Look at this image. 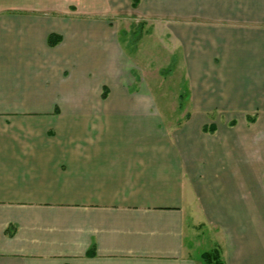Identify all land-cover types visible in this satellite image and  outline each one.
Here are the masks:
<instances>
[{
    "label": "crops",
    "instance_id": "obj_1",
    "mask_svg": "<svg viewBox=\"0 0 264 264\" xmlns=\"http://www.w3.org/2000/svg\"><path fill=\"white\" fill-rule=\"evenodd\" d=\"M127 7L192 112L105 75L101 17ZM205 226L224 264H264V0H0V264H202Z\"/></svg>",
    "mask_w": 264,
    "mask_h": 264
},
{
    "label": "rangeland",
    "instance_id": "obj_2",
    "mask_svg": "<svg viewBox=\"0 0 264 264\" xmlns=\"http://www.w3.org/2000/svg\"><path fill=\"white\" fill-rule=\"evenodd\" d=\"M146 14L127 7L120 8L115 14L101 17L107 20L108 29L113 34L110 37L113 41L109 48L114 44L115 48L120 50L116 54L109 51L108 55L103 57L105 75L110 77L118 74L117 77L124 82L132 83L128 86L130 92L136 88L140 90L139 93H151L156 96L160 101L157 105L162 107L166 117H174L186 110L192 112L194 107L191 99L192 90L189 87H181L184 72L179 70L177 63L174 64L173 48L171 44L164 42L162 24L160 25L157 22L159 20L155 18H146ZM120 89L124 91V85L120 86ZM117 90L114 93H117ZM181 93L182 99L179 98ZM240 104L242 103H225L227 106L235 107ZM227 110H223L224 117ZM218 111L214 110L207 114L212 116L218 114ZM174 121L178 119H173ZM207 229L205 226L197 232L202 238V243H198L201 245L200 251H208L214 246L208 241Z\"/></svg>",
    "mask_w": 264,
    "mask_h": 264
},
{
    "label": "trees",
    "instance_id": "obj_3",
    "mask_svg": "<svg viewBox=\"0 0 264 264\" xmlns=\"http://www.w3.org/2000/svg\"><path fill=\"white\" fill-rule=\"evenodd\" d=\"M140 0H131V6L134 8L138 5ZM140 33V32H139ZM138 33V34H139ZM60 36L57 34H50L48 36V44L54 46L60 41ZM105 90H103V96ZM202 264H224V261L221 257L220 249L217 245H214L210 250L204 251L201 254Z\"/></svg>",
    "mask_w": 264,
    "mask_h": 264
}]
</instances>
